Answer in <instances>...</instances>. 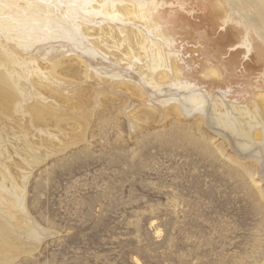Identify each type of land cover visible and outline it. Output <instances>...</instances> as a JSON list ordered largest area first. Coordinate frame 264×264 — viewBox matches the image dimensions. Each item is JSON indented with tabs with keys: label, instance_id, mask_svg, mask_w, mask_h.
<instances>
[{
	"label": "rangeland",
	"instance_id": "374dc122",
	"mask_svg": "<svg viewBox=\"0 0 264 264\" xmlns=\"http://www.w3.org/2000/svg\"><path fill=\"white\" fill-rule=\"evenodd\" d=\"M207 1L0 0V264H264V0Z\"/></svg>",
	"mask_w": 264,
	"mask_h": 264
},
{
	"label": "bare ground",
	"instance_id": "6f19581e",
	"mask_svg": "<svg viewBox=\"0 0 264 264\" xmlns=\"http://www.w3.org/2000/svg\"><path fill=\"white\" fill-rule=\"evenodd\" d=\"M206 1V0H205ZM209 1V0H208ZM207 1V2H208ZM216 1V0H215ZM235 1V0H234ZM254 1V0H253ZM204 2V1H203ZM237 2V1H236ZM240 2V1H239ZM246 2V1H245ZM251 2V1H250ZM263 1H261V3H262ZM213 3V2H212ZM242 3H243V1H242ZM242 3H241V5H242ZM257 3H259L258 1H257ZM37 4V3H36ZM87 4H88V2H87ZM214 4V3H213ZM245 4V3H244ZM256 4V3H255ZM260 4V3H259ZM263 4H264V2H263ZM39 5V4H38ZM47 5V4H46ZM85 5V4H84ZM133 5V4H132ZM135 5H137V4H135ZM248 5H249V2H248ZM261 5V4H260ZM216 6V5H215ZM264 6V5H263ZM262 6V7H263ZM49 7V6H48ZM220 7V6H219ZM246 7V6H245ZM250 7L251 8H255V9H257V10H259L258 12H263V10H262V8H260V9H258L259 8V6L258 5H252V4H250ZM26 8V7H25ZM28 8V7H27ZM29 8H31V7H29ZM137 8V6L135 7V8H126V9H124V11L122 12L124 15H126V16H128L127 17V19L128 20H130V21H132L134 18L135 19H137V17H139L140 19H141V22L140 23H143V24H146V22L145 21H147V20H149L150 19V17H149V19H147V20H144L143 19V17L145 16V9L144 10H142V9H140V7H139V9H136ZM143 8V7H142ZM213 8H214V5H213ZM217 8H218V6H217ZM240 8V7H239ZM42 9H44V8H42ZM219 9H221V8H219ZM248 9V8H247ZM25 10V9H24ZM27 10V9H26ZM51 10V9H50ZM22 11V10H21ZM40 11V10H39ZM43 11V10H42ZM46 12V11H45ZM251 12V11H250ZM149 13V14H148ZM147 14L148 15H150V12H148ZM51 14V13H50ZM249 14V13H248ZM252 14V13H251ZM260 14V13H259ZM262 15H264V13L263 14H261V16ZM257 16V15H256ZM31 17V16H30ZM258 17V16H257ZM260 17V16H259ZM39 18V17H38ZM51 18V17H50ZM49 18V19H50ZM54 18V17H53ZM262 18H263V16H262ZM262 18H259V19H262ZM29 19V18H28ZM40 19V18H39ZM43 19V18H42ZM254 19V18H253ZM252 19V20H253ZM45 20H47V19H45ZM32 21V20H31ZM48 21V20H47ZM113 21H115V20H113ZM117 21H119V20H117ZM138 21V20H137ZM143 21V22H142ZM262 21V20H261ZM58 22V21H57ZM120 22V21H119ZM254 22V21H253ZM56 23V22H55ZM59 23V22H58ZM255 23V22H254ZM258 23V22H257ZM50 24V23H49ZM258 25V24H257ZM263 25V24H262ZM30 26V25H29ZM36 26V25H35ZM52 27V26H51ZM259 27V26H258ZM261 27V26H260ZM263 28V27H262ZM27 29V28H26ZM49 29V28H48ZM47 29V30H48ZM264 29V28H263ZM25 30V29H24ZM259 30H261V28L259 29ZM50 31V30H49ZM62 31V30H61ZM131 32V31H130ZM261 33H262V31H261ZM250 40H252L251 38H250ZM254 40V39H253ZM249 41V40H248ZM256 41V40H255ZM79 43V42H78ZM255 43V42H254ZM144 44V43H143ZM251 44H253V42L251 43ZM256 45V44H255ZM141 46H144V45H141ZM78 47V46H77ZM256 47H257V45H256ZM258 47H259V45H258ZM262 47V46H261ZM157 48V47H156ZM264 48V47H263ZM263 48H262V51H263ZM137 49V48H136ZM144 49H145V47H144ZM259 49H261V48H259ZM146 50H148L147 48H146ZM151 50H153V49H151ZM143 51V47L142 48H140V54H143L144 53V51ZM154 51V50H153ZM153 51H151V52H153ZM160 51V50H159ZM148 52V54H149V50L147 51ZM135 53H137V52H135ZM145 53H146V51H145ZM155 53V52H154ZM154 53L152 54V55H150L149 54V56L147 57L146 56V58H149V61H151V65H150V63H149V65H148V67H150L149 68V70H150V72H151V74L152 75H155V73H156V70H158V63H162L164 60H162L161 58H160V53H157V54H155L154 55ZM258 53H260V52H258ZM264 53V52H263ZM139 54V53H138ZM261 54V53H260ZM260 54H258V55H260ZM145 55H147V54H145ZM261 55H263L264 56V54H261ZM137 56H139V55H137L136 54V57ZM162 57V56H161ZM167 58V57H166ZM263 58V57H262ZM160 60V61H159ZM146 62V63H147ZM160 63V64H161ZM163 64V63H162ZM164 66V65H163ZM147 67V66H146ZM156 67V68H155ZM160 68V67H159ZM162 68V67H161ZM155 72V73H154ZM154 73V74H153ZM151 75V76H152ZM158 76V75H157ZM263 77V76H262ZM256 78V77H255ZM260 78H261V76H260ZM264 80V79H263ZM255 82V81H254ZM256 83V82H255ZM178 89V88H177ZM2 91V90H1ZM3 96V95H2ZM7 98V97H6ZM188 100V102L189 103H191V104H193L194 105V102H197V101H199V98H196V96L194 97V96H192V95H190V96H188V98H187ZM6 100V99H5ZM190 105V104H189ZM183 109H185V111L187 112V113H191V111L192 110H195V111H202L200 108H198V110H196V109H194L191 105L190 106H185V108H183ZM224 116V117H223ZM222 116V118H220V120L218 121H216L215 122V124L217 125V126H219V127H223V128H228L229 130H231V131H233V132H236V133H239L240 135L241 134H243V133H240L239 132V128L237 127V126H240L238 123H235V119L233 120V118H232V116L229 114V111L227 110V112L224 114ZM255 117V116H254ZM254 117H253V119H254ZM262 121V120H261ZM246 124V123H245ZM244 126V125H243ZM259 126V125H258ZM248 127V126H247ZM254 127V126H253ZM245 129V128H244ZM250 129V128H249ZM246 130V129H245ZM251 130V129H250ZM244 131V130H243ZM235 133V134H236ZM245 133V132H244ZM249 133V132H248ZM248 133L246 132V134L248 135ZM238 134V135H239ZM245 134V135H246ZM250 134V133H249ZM244 135V134H243ZM242 136V135H241ZM240 138V137H239ZM243 138V137H242ZM245 141V140H244ZM243 142V141H242ZM248 142V141H247ZM247 142H245V143H247ZM244 143V144H245ZM244 144H243V146H244Z\"/></svg>",
	"mask_w": 264,
	"mask_h": 264
}]
</instances>
